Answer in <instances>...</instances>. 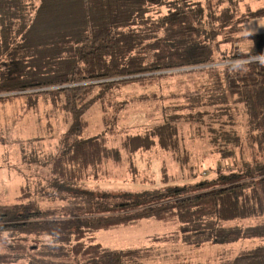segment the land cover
I'll return each mask as SVG.
<instances>
[{
	"label": "trees",
	"instance_id": "1",
	"mask_svg": "<svg viewBox=\"0 0 264 264\" xmlns=\"http://www.w3.org/2000/svg\"><path fill=\"white\" fill-rule=\"evenodd\" d=\"M242 2L0 0V104L20 100L39 113L43 101L56 127L42 135L48 186L0 206V264H139L143 250L106 249L94 235L145 221L179 227L164 243L264 239V66L239 63L260 55L264 33L234 29ZM250 16L264 18V7ZM195 77L207 80L200 90L170 91ZM182 127L191 130L164 148L168 159L187 167L192 150L207 152L224 164L211 168L215 179L196 182L192 166L187 183L162 191L87 189L115 164L148 183L138 181L139 163L155 145L144 136ZM167 172L163 165V180ZM229 264H264V247Z\"/></svg>",
	"mask_w": 264,
	"mask_h": 264
},
{
	"label": "rangeland",
	"instance_id": "2",
	"mask_svg": "<svg viewBox=\"0 0 264 264\" xmlns=\"http://www.w3.org/2000/svg\"><path fill=\"white\" fill-rule=\"evenodd\" d=\"M263 7L264 0H243L235 15V21L239 25L234 29L238 30L243 27V35L264 33V18L252 20L250 16L251 12H256ZM166 14L167 10L165 9L162 15ZM155 17L158 16L155 15ZM246 20L249 22H245ZM218 40H224L223 36ZM221 49L225 52L229 51L230 47L223 45ZM206 82V79L199 77H195L191 81L177 80V82L171 83L170 91L174 93L187 92L188 84H191L192 87L195 86V90H200L203 88L202 86L206 85ZM24 103L14 100L0 104V206L11 207L18 204L17 199L22 194L23 188L33 194L37 184L48 186L46 181L43 183L40 180H46L44 170L50 150L42 135H47L49 124L54 129L56 128L55 121L51 116L52 107L45 106L43 101H40L38 113L36 109H26ZM184 103L186 101L181 99L180 104ZM145 116L161 120L158 115L152 116L150 111H145ZM234 117L240 130H244L245 115L242 110L238 109L234 112ZM190 130V128L182 127L173 134L168 130L161 131L163 138L159 137L160 132L155 134L153 131L144 136V141L149 137L155 145L154 154L148 153L149 161L146 162L144 159V163H139L141 174L138 176V181L140 182L141 179L148 183L134 184L129 168L126 169L124 165L120 167L115 164L101 168L99 180L89 182L87 189L116 196L126 193L140 194L143 191H162L187 183L188 180H185L189 178L188 167L192 166H196V182L210 178L211 180L215 179L217 175L214 170L218 165L223 166L224 164L215 161L210 156L205 157L207 152L192 150L188 157L189 160H186L188 161L187 167L175 164L177 162L174 159H168L170 153L164 148H172L180 140L178 135L181 134L186 138ZM126 134L125 132L118 133L119 136L124 137ZM184 163L186 162L183 161V165H185ZM163 165L168 170L165 180L161 173ZM106 171L108 175L104 174ZM31 196L33 198V195ZM27 202L25 203L27 204ZM45 206H53V204H45L42 207L45 208ZM178 228L156 221H145L137 227L99 232L94 235V238L97 244L106 249L143 250V254L139 256V264H229L239 256L250 254L256 249L264 247V239L241 240L220 245L204 244L199 247L188 246L182 242L164 243L158 240V238L169 236Z\"/></svg>",
	"mask_w": 264,
	"mask_h": 264
},
{
	"label": "built area",
	"instance_id": "3",
	"mask_svg": "<svg viewBox=\"0 0 264 264\" xmlns=\"http://www.w3.org/2000/svg\"><path fill=\"white\" fill-rule=\"evenodd\" d=\"M252 62H257L264 66V48L262 49L260 55H258L257 57H254L252 59L243 60V61H240L239 63H252ZM228 64H231V63H228Z\"/></svg>",
	"mask_w": 264,
	"mask_h": 264
},
{
	"label": "crops",
	"instance_id": "4",
	"mask_svg": "<svg viewBox=\"0 0 264 264\" xmlns=\"http://www.w3.org/2000/svg\"><path fill=\"white\" fill-rule=\"evenodd\" d=\"M39 3V2H38Z\"/></svg>",
	"mask_w": 264,
	"mask_h": 264
}]
</instances>
